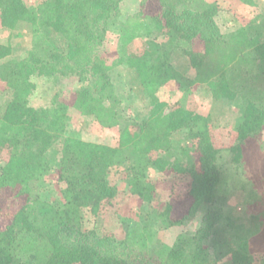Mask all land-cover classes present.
Listing matches in <instances>:
<instances>
[{
    "label": "trees",
    "instance_id": "obj_1",
    "mask_svg": "<svg viewBox=\"0 0 264 264\" xmlns=\"http://www.w3.org/2000/svg\"><path fill=\"white\" fill-rule=\"evenodd\" d=\"M124 1L40 0L29 6L24 0H0L6 30L20 22L32 26L27 56L0 63V79L11 94L0 112V201L14 207L9 223L0 226V264H219L228 254L233 264H264V251L257 253L254 246L264 213L247 223L228 204L237 190L246 193L244 212L259 197L232 166L239 168L244 144L264 129V9L223 33L217 2L139 0L138 10L125 15ZM239 1L256 5L259 0ZM109 33L117 35V55L107 63L103 46ZM158 33L165 39L149 49ZM197 41L201 49L194 48ZM177 47L199 70L198 79L214 100L237 108L228 143L217 141L211 117L184 101L168 109L156 96L158 84L173 76L169 59ZM8 54L9 47L0 44V59ZM122 71L138 80L129 97L142 94L152 105L143 117L126 120L122 114L125 97L114 82ZM73 76L91 77L75 91L74 105L103 127L122 125L117 146L68 131V105L57 95L48 108L30 103L37 79ZM180 134L183 146L174 141ZM52 170L61 201L35 191ZM151 171L189 175L184 208L169 203L159 218L144 215L136 221L141 231L118 243L107 233L83 231L85 212L118 215L122 175L129 197L150 203L156 193ZM199 215L194 233L180 234L172 245L158 239L160 222L169 227Z\"/></svg>",
    "mask_w": 264,
    "mask_h": 264
},
{
    "label": "rangeland",
    "instance_id": "obj_2",
    "mask_svg": "<svg viewBox=\"0 0 264 264\" xmlns=\"http://www.w3.org/2000/svg\"><path fill=\"white\" fill-rule=\"evenodd\" d=\"M27 5L34 6L40 0H24ZM217 2L221 12L217 18L223 33H228L246 25L264 9V0H259L256 5H246L239 0H208ZM139 8V0H125L123 4V13L125 15L136 12ZM32 26L27 22H20L15 29L9 31L0 15V44L9 47V54L0 59V63L11 60L21 59L27 56L30 47V35ZM165 39L164 35L158 33L147 44L149 49L152 43L161 45ZM195 49H201L202 43L194 42ZM105 59L107 63L117 55V35L109 33L103 46ZM169 63L172 64L171 74L173 75L163 84H158L156 96L159 101L166 102L168 109L184 101L187 106L213 120L214 130L218 136L217 141L229 142L231 140V129L238 113L237 108L225 105L223 102H216L211 95L210 89L206 83L199 81V70L193 66L188 56L181 47H177L171 52ZM114 77V76H113ZM91 77L73 76L65 77L59 82L37 79V89L30 98V103L38 108H48V105L54 95L66 102L68 105V131H76L80 136L90 142L117 146L121 138V126L112 128L101 126L91 114H86L80 108L74 105V93L82 85H87ZM114 82L118 87L121 96L125 97L122 103V114L126 120L135 117L145 116L152 105L142 96L130 98L129 95H135L136 80L135 76L127 71H122ZM136 97V96H135ZM11 99V94L7 89L6 83L0 79V112H2ZM168 109L166 111H168ZM125 120V121H126ZM174 141L179 145L186 144L185 135L180 134L174 137ZM0 159V167L3 165ZM232 166V165H231ZM232 168L246 177L251 182L252 187L258 193V199L252 204L244 207L245 194L242 190H237L229 199V205L233 206L239 213H243L244 221L249 222L251 217H256L264 213V129L254 139L248 140L244 144V157L239 168L233 165ZM150 177L156 182V193L153 200L146 204L141 203L135 198L129 197L128 180L124 175L119 180V187L124 192L118 203V215H109L106 218L96 217L89 212H85L82 219L83 231L96 232L99 235L107 233L118 242L127 238L131 233L135 236L141 231L137 220H141L144 215H151L153 218L161 217L169 203H173V208L181 210L184 208L185 199L191 187V178L185 173L174 171L168 172H150ZM56 173L52 170L45 176L44 183L35 187V191L42 193L48 201H58L61 199L59 184L56 182ZM124 197V198H123ZM17 205V204H15ZM0 206H4L0 212V226L9 223V216L14 207L7 202L0 201ZM172 213H174L172 211ZM201 224V215L194 220H188L182 224L172 226H163L160 222L158 230V239L165 244L172 245L177 237L182 233H194ZM256 252L264 251V228L254 239ZM138 263V261L136 262ZM219 264H233L230 254L223 257Z\"/></svg>",
    "mask_w": 264,
    "mask_h": 264
}]
</instances>
